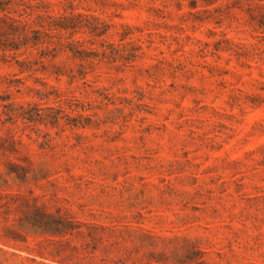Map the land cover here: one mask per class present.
<instances>
[{
  "label": "rangeland",
  "instance_id": "rangeland-1",
  "mask_svg": "<svg viewBox=\"0 0 264 264\" xmlns=\"http://www.w3.org/2000/svg\"><path fill=\"white\" fill-rule=\"evenodd\" d=\"M0 264H264V0H0Z\"/></svg>",
  "mask_w": 264,
  "mask_h": 264
}]
</instances>
